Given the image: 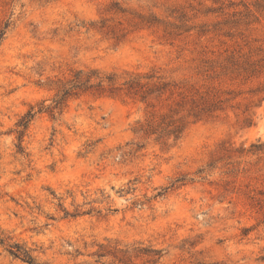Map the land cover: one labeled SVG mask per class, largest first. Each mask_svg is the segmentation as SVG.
<instances>
[{"label":"rangeland","instance_id":"obj_1","mask_svg":"<svg viewBox=\"0 0 264 264\" xmlns=\"http://www.w3.org/2000/svg\"><path fill=\"white\" fill-rule=\"evenodd\" d=\"M25 253L264 264V0H0V264Z\"/></svg>","mask_w":264,"mask_h":264},{"label":"trees","instance_id":"obj_2","mask_svg":"<svg viewBox=\"0 0 264 264\" xmlns=\"http://www.w3.org/2000/svg\"><path fill=\"white\" fill-rule=\"evenodd\" d=\"M66 95H68V93H66ZM58 105H59V103H58ZM31 118H32V114H29V115L23 120L21 126H23V127L26 128V127L28 126V124H29ZM17 252H20V250H17ZM17 252H16V253H17ZM16 253L11 252V254L14 255V256H16ZM16 257H17V256H16ZM24 259L26 260V262H27L28 264H34L32 258H30L26 253H25Z\"/></svg>","mask_w":264,"mask_h":264}]
</instances>
